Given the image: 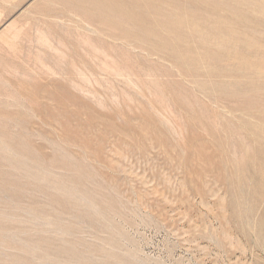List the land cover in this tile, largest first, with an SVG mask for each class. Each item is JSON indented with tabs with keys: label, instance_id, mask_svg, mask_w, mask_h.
<instances>
[{
	"label": "rangeland",
	"instance_id": "rangeland-1",
	"mask_svg": "<svg viewBox=\"0 0 264 264\" xmlns=\"http://www.w3.org/2000/svg\"><path fill=\"white\" fill-rule=\"evenodd\" d=\"M0 264H264V0H0Z\"/></svg>",
	"mask_w": 264,
	"mask_h": 264
}]
</instances>
